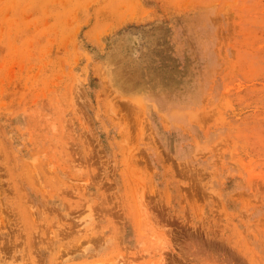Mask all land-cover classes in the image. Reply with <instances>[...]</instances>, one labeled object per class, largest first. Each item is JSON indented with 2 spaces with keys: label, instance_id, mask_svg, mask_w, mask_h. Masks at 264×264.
I'll list each match as a JSON object with an SVG mask.
<instances>
[{
  "label": "rangeland",
  "instance_id": "374dc122",
  "mask_svg": "<svg viewBox=\"0 0 264 264\" xmlns=\"http://www.w3.org/2000/svg\"><path fill=\"white\" fill-rule=\"evenodd\" d=\"M0 264H264V0H0Z\"/></svg>",
  "mask_w": 264,
  "mask_h": 264
}]
</instances>
